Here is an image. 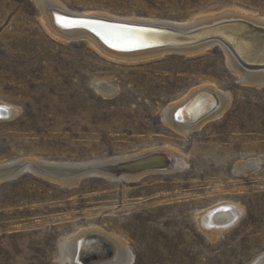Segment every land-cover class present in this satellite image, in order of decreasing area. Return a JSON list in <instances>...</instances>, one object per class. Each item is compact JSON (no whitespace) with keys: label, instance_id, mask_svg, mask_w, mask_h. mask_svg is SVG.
Wrapping results in <instances>:
<instances>
[{"label":"rangeland","instance_id":"374dc122","mask_svg":"<svg viewBox=\"0 0 264 264\" xmlns=\"http://www.w3.org/2000/svg\"><path fill=\"white\" fill-rule=\"evenodd\" d=\"M54 1L122 21L187 24L232 10L264 18V0ZM46 27L36 0H0V102L16 109L0 119V165L101 162L148 149L175 150L186 163L135 182L90 174L64 185L29 168L0 182V264H62V239L97 228L128 243L131 264H251L264 253V86L233 76L218 47L117 61ZM204 85L228 107L178 133L165 123L167 109ZM251 158L262 161L259 171L237 172ZM221 202L240 205L244 216L211 240L197 215Z\"/></svg>","mask_w":264,"mask_h":264},{"label":"bare ground","instance_id":"6f19581e","mask_svg":"<svg viewBox=\"0 0 264 264\" xmlns=\"http://www.w3.org/2000/svg\"><path fill=\"white\" fill-rule=\"evenodd\" d=\"M36 5L42 11L47 26L46 28H48V31L54 36L72 42L79 39L88 41L92 47L100 53L117 61L147 60L150 58H158L171 52H182L190 56H196L214 47H218L222 51V54H224L226 67L233 73V76L242 81L246 86H257V88L264 86V68L257 69V67H262L264 65V32H254L255 30L247 27L244 28L241 26L242 24H240H249L254 28L264 31V18L254 13L232 10L225 11L221 14L218 13L200 17L187 24H164L156 22H138L136 19H128V21H126V19L122 21L102 13L77 14L70 12L64 8L62 4L54 0H36ZM51 11H55L58 15L57 18H54L56 24L54 23ZM75 18H89L112 22L118 21L120 23H128V25L137 24L143 26H133L132 28L126 26L102 27V30L95 31L97 32L96 34L100 35L103 39V41H99L90 32L83 29L81 30L80 22ZM65 19L69 21V23L63 27L70 29L69 27L73 26L74 30H64L59 26L62 25L61 21ZM224 24H229L226 25L227 28L221 32V39L224 40V42L220 39H213L205 40L195 45H172L170 47L157 49L149 48L150 50L145 48L154 45L174 44L178 43L177 40L179 38L182 39L181 37L169 33L154 31L148 28L149 26H171L174 27V29L187 32L212 28ZM241 61L252 67V69L244 66ZM102 85L99 86L100 92L102 91L106 97L110 95L113 96L112 87H109L110 84L108 86ZM218 92V88L214 85H204L194 89L181 101L167 109L164 116L165 123L169 124L178 133L180 132L184 135H188L194 130L199 129L205 122L218 117V115L222 114L228 107L229 99L224 94ZM218 104H220L219 108L214 111ZM15 110L16 109H13L6 103L0 102V119L3 120L13 117V115H15ZM206 113H209L207 117L197 122H192ZM177 119H179L180 122H178ZM187 121L191 123L189 124ZM164 152L168 153V155H164ZM164 158L167 160L166 163H168V165L165 163ZM185 163L183 155L170 149H154L151 151L148 149L147 151L145 150V152L142 151V153L132 156L129 155L124 158L117 157L109 160L107 159L106 161L103 160L101 162L95 161L82 164H53L37 160H19L16 162L14 161V163L11 162L0 165V182L8 179V177H3L1 174H4V172L8 170L13 171L17 167H20L18 168V172L15 173L17 175L28 168L40 170L38 168L50 167L62 168L67 171H69L68 169H74V171L67 173L60 174L50 172L45 174V176L50 177L49 179H54L64 185L74 184L76 181L79 182L80 179L89 175L87 172H84L85 170H91L93 171L91 174L104 176L106 179L115 180L121 177V179L135 182L140 179L142 175L151 172L168 173V171H170V173H176V171L184 168L183 166ZM261 166L262 161L260 159L251 158L236 164L235 169L241 174L249 173L248 176H250L253 173H257ZM119 167L124 168L118 169ZM243 216L244 210L240 205L233 202H221L198 213V228L208 238L214 240L222 234L235 229L242 221ZM84 239L87 240L82 244V240ZM80 252L84 262H88L89 264L97 263L105 258L109 260L99 264H131L134 259V253L125 240L104 233L98 228L84 230L77 235L72 234V237L63 238L59 246V261L62 264H76L75 259L77 255H80ZM251 264H264V253L254 259Z\"/></svg>","mask_w":264,"mask_h":264},{"label":"water","instance_id":"95a60500","mask_svg":"<svg viewBox=\"0 0 264 264\" xmlns=\"http://www.w3.org/2000/svg\"><path fill=\"white\" fill-rule=\"evenodd\" d=\"M51 14H52V17H53V20H54V23H55V19L54 18H57L58 15L55 11H51ZM78 22H80V29L82 30H85L87 32H90L91 34H93L99 41H103V39L100 37V35H97L95 32L96 30H102V27H106V26H120V27H130L132 28L133 26L135 27H142L143 25H128V23H120L118 21H115V22H112V21H106V20H97V19H87V18H75ZM247 23V22H246ZM56 24V23H55ZM242 24L241 26L242 27H247V28H251L252 30H255L254 32H258V33H263L264 31L262 29H258V28H254L252 27L251 25L249 24H243V23H240ZM226 25H229V24H224V25H220V26H216V27H212V28H204V29H201V30H194V31H180V30H177V29H174V27H171V26H166V27H159V26H149L148 28L154 30V31H157V32H164V33H169V34H172L174 36H178V37H181L182 39H178V43H174V44H163V45H154V46H148V47H145V48H150V49H157V48H163V47H170L172 45H175V46H179V45H195L197 43H202L204 42L205 40H213V39H221V32L222 30H224L225 28H227ZM62 29L64 30H74L73 26L72 27H69L70 29L66 28V27H63L62 25H59ZM59 27V28H60ZM77 28V27H76ZM147 28V27H145ZM222 42H224V40H222ZM149 49V50H150ZM242 64L248 68H251L250 66H248L246 63H244L243 61H241ZM253 68H256V67H253ZM261 68H264V65L262 67H257V69H261ZM210 113V112H209ZM209 113H206L204 114L202 117H200L199 119L197 120H194L192 122H197L201 119H203L204 117H206ZM180 118V116H179ZM178 122L179 119H177ZM189 124L191 122L187 121ZM149 165V164H148ZM147 165V166H148ZM141 166V165H140ZM18 168L20 167H17L15 170H8V171H5L4 174H1V176L3 177H8V179H12V178H15L17 176V174H15L16 172H18ZM40 170H37V169H31L32 171H35V172H39L41 174H47V173H50V172H56V173H67V172H72L74 171V169H68L69 171H67L66 169H62V168H50V167H42V168H38ZM22 171V170H21ZM26 170H23L21 173L25 172ZM85 173L87 172V174H91L93 171H84ZM7 179V180H8ZM87 239H84L82 240V244L83 242H86ZM80 255L76 256L77 258L75 259V263L76 264H89L88 262H84L82 256H81V252L79 253ZM106 260H109V259H103L101 261H98L97 263H91V264H99L101 262H105Z\"/></svg>","mask_w":264,"mask_h":264},{"label":"snow or ice","instance_id":"6c2138e0","mask_svg":"<svg viewBox=\"0 0 264 264\" xmlns=\"http://www.w3.org/2000/svg\"><path fill=\"white\" fill-rule=\"evenodd\" d=\"M61 23H62V26H66V25L69 23V21H67V20L65 19V20L61 21Z\"/></svg>","mask_w":264,"mask_h":264}]
</instances>
